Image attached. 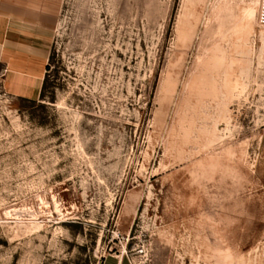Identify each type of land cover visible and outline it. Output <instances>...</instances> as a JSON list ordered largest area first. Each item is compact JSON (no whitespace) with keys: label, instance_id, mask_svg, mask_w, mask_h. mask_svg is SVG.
Wrapping results in <instances>:
<instances>
[{"label":"rangeland","instance_id":"374dc122","mask_svg":"<svg viewBox=\"0 0 264 264\" xmlns=\"http://www.w3.org/2000/svg\"><path fill=\"white\" fill-rule=\"evenodd\" d=\"M260 0H61L35 103L0 88V264H264Z\"/></svg>","mask_w":264,"mask_h":264},{"label":"crops","instance_id":"0c3cea01","mask_svg":"<svg viewBox=\"0 0 264 264\" xmlns=\"http://www.w3.org/2000/svg\"><path fill=\"white\" fill-rule=\"evenodd\" d=\"M61 0H0V88L14 99H41ZM104 264H130L125 256Z\"/></svg>","mask_w":264,"mask_h":264},{"label":"built area","instance_id":"2783aa9c","mask_svg":"<svg viewBox=\"0 0 264 264\" xmlns=\"http://www.w3.org/2000/svg\"><path fill=\"white\" fill-rule=\"evenodd\" d=\"M259 25L260 27H264V0H261V8L259 15Z\"/></svg>","mask_w":264,"mask_h":264},{"label":"trees","instance_id":"16d2710c","mask_svg":"<svg viewBox=\"0 0 264 264\" xmlns=\"http://www.w3.org/2000/svg\"><path fill=\"white\" fill-rule=\"evenodd\" d=\"M51 59V58H50ZM50 70V63H49V66H48V68H47V71H49ZM48 73V72H47ZM47 75H46V78H45V81H44V85H43V91H42V96H43V94H44V91H45V88H46V85H47ZM41 96V97H42ZM33 103H35V102H33Z\"/></svg>","mask_w":264,"mask_h":264},{"label":"bare ground","instance_id":"6f19581e","mask_svg":"<svg viewBox=\"0 0 264 264\" xmlns=\"http://www.w3.org/2000/svg\"><path fill=\"white\" fill-rule=\"evenodd\" d=\"M258 7H259V14L257 16V20H258V24H259V15H260V8H261V0H260V3H258ZM262 28H264V27H262Z\"/></svg>","mask_w":264,"mask_h":264}]
</instances>
